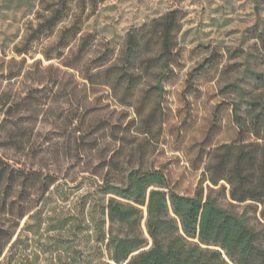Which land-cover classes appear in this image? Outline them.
<instances>
[{
    "label": "rangeland",
    "instance_id": "1",
    "mask_svg": "<svg viewBox=\"0 0 264 264\" xmlns=\"http://www.w3.org/2000/svg\"><path fill=\"white\" fill-rule=\"evenodd\" d=\"M64 3L66 8H61ZM55 10L62 17L52 32L46 25L39 28ZM171 10L178 11L180 27L172 71L164 81L162 121L150 135L137 133L135 125L129 127L124 152L133 153L132 165L159 169L175 191L192 195L200 186L209 150L239 139L232 96L221 93L220 87L241 76L247 65L264 72V49L255 38L264 31V0H0V93L20 98L38 79L48 84L42 92L46 104L37 116L21 110L12 117L26 128L23 148L11 152L0 146V158L18 169L8 189L9 169L0 174V203L12 202L8 223L22 259L27 257L33 264H83L79 256L83 241L75 229L80 196L93 188L92 179L99 178L93 172L103 170L102 161L117 146L112 124L125 125L134 117L132 109L117 105L103 87L84 89L78 73L63 62L80 59L74 57L80 36L89 35L90 46L83 56L89 60L107 48L116 51L131 27ZM68 27L80 31L67 47L57 48L60 32ZM55 79L58 83L52 86ZM74 114H84L82 124L77 118L71 121ZM244 138L252 139L249 134ZM30 168L39 175L28 173L24 178ZM46 173L57 177V187L49 188L51 196H40L35 188L44 187ZM202 187L206 194L207 182ZM219 201L253 219L244 204L230 205L227 192ZM37 210L40 214L30 217ZM63 218H68V234L48 230ZM84 228L87 260L94 262L95 236L89 218ZM66 235L68 245L53 250L50 236L65 240Z\"/></svg>",
    "mask_w": 264,
    "mask_h": 264
},
{
    "label": "trees",
    "instance_id": "2",
    "mask_svg": "<svg viewBox=\"0 0 264 264\" xmlns=\"http://www.w3.org/2000/svg\"><path fill=\"white\" fill-rule=\"evenodd\" d=\"M61 8H66V3ZM60 10L45 18L39 28L46 25L52 32L62 17ZM179 21L178 11L171 10L131 27L116 51L107 48L89 60L83 59L90 46L89 35L80 36L74 56L80 59L77 63L63 62L78 73L84 89L103 87L117 105L134 112L125 125L112 124L110 132L117 146L102 161L103 172H93L99 177L92 179L93 188L80 196L75 229L83 241L79 251L83 264H264V72L247 65L241 76L220 87L221 93L232 96V120L239 139L209 150L200 186L192 195L170 187L161 170L132 165L129 158L133 153L124 152L129 127L135 125L137 133L150 135L154 125L162 121L160 104L164 81L172 71ZM79 31L74 27L63 29L56 47H67ZM255 38L264 49V31ZM57 55L60 57L61 52ZM55 83L58 80L52 86ZM35 85L20 98L11 92L0 93V146L5 151L14 152L24 145L26 128L12 120L15 113L22 110L37 116L46 104L47 95L42 92L48 88L47 82L38 79ZM84 117L74 114L71 121L77 118L82 124ZM245 134L252 139L246 140ZM6 169L8 189L18 169L0 158V174ZM28 173L39 175L30 168L23 173L24 178ZM56 181V176L46 173L44 187L37 190V186L35 192L51 196L49 188ZM226 192L231 206L244 204V209L252 210V220L221 204L219 197H225ZM11 206L12 202L0 203V264H33L15 249L18 240H12L14 231L8 223ZM88 218L95 236L94 262H88L84 242V222ZM48 230H65L68 234V218L58 220ZM67 237L50 236L53 250L64 249L69 243Z\"/></svg>",
    "mask_w": 264,
    "mask_h": 264
}]
</instances>
